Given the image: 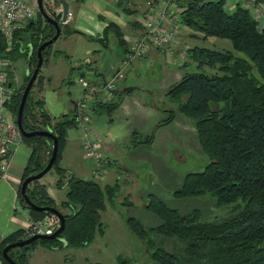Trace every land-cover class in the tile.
I'll return each instance as SVG.
<instances>
[{
  "label": "trees",
  "instance_id": "1",
  "mask_svg": "<svg viewBox=\"0 0 264 264\" xmlns=\"http://www.w3.org/2000/svg\"><path fill=\"white\" fill-rule=\"evenodd\" d=\"M125 1L116 4L127 12L122 5ZM252 1L264 4V0ZM176 5L181 26L199 32L202 40L215 37L231 44V50L225 51L198 46L189 48L186 56L195 62V70L185 71L167 92L177 102V111L193 124L207 163L200 171L184 175L181 184L172 192L175 205L170 206L157 195L149 194L145 209L156 219L154 224L147 225L141 218L133 216L128 217L125 224L143 241L155 264H264V28H259L250 9L240 3L233 5L232 9L227 7L225 0H176ZM23 31L30 34L20 37L19 42L16 40L12 51L5 52L0 37V55H6L12 62L17 60L16 56H25L26 63H29L24 82L13 92L7 104L14 117L24 85L36 63V49L54 34L52 25L46 23L39 13ZM109 33L114 35L116 46L125 53L127 46L122 32L114 23L110 22L104 28L105 39L100 42L106 46L104 41ZM27 44L31 46L30 55L27 50L22 51ZM50 46L42 52L43 63ZM203 66L210 72L202 70ZM9 76L12 77V72ZM39 82L40 71L24 104L22 126L26 131L48 129L56 137L57 155L51 169L58 176L56 185L65 188V200L60 207L69 213H61L64 227L56 238L36 240L9 249V257L17 264H28L30 253L37 247L79 248L91 243L97 233L103 234L100 212L107 204L114 205L118 188L117 184L100 186L94 180L78 178L61 166L66 134L75 128V117L69 113L53 119L39 99L36 108L40 121L36 122L29 99L30 92ZM118 93L115 91V101L97 104L109 117L119 105L121 96ZM172 119L173 113H170L163 124ZM153 134L154 131L142 142L150 144ZM22 139L32 144V155L22 170L20 181L40 171L48 160L41 162L37 144H51L42 136ZM65 176L66 180H63ZM26 194L37 206L55 207L46 189L38 186L37 181L27 185ZM16 197L32 221L45 216L46 212H37L26 206L19 185ZM205 198L212 200V207L220 214L214 213L211 217L201 204L187 211L180 209L192 200L204 204ZM123 203L129 206V202ZM25 238L24 230H18L0 241L3 264L8 263L1 256V249Z\"/></svg>",
  "mask_w": 264,
  "mask_h": 264
},
{
  "label": "crops",
  "instance_id": "2",
  "mask_svg": "<svg viewBox=\"0 0 264 264\" xmlns=\"http://www.w3.org/2000/svg\"><path fill=\"white\" fill-rule=\"evenodd\" d=\"M143 1L126 0L122 4L127 9L125 12L111 1L65 0L72 16L66 24L60 23V35L55 41L61 40L59 45L61 48L52 51L50 46L43 67H41L42 70L40 69V82L36 84L39 97L43 101L44 110L54 119L64 114H74L75 101L83 92L78 87L73 100L63 95L64 85L66 82H70L71 69L77 68L79 75H82L84 70L81 62L71 65L70 56L72 53H76V51L82 52L83 55L87 52L91 53L94 62L92 77L98 88L105 81L111 79L115 71L121 70L123 74L122 79L115 80L116 91L121 97L118 107L108 118L109 123L98 118L93 120L95 113L103 110L97 106L96 101L93 104V117H91L89 130L95 136L101 135L99 138L101 151L109 158V165L103 177L99 180L95 179L91 163L89 162V166H87L86 163L80 162L79 158H84L81 148L82 136L76 128H72L75 130V134L70 132L71 129L67 131L65 146L61 152V166L69 174L81 179H85L87 175L90 178L85 180H95L100 186L118 185L114 205L107 204L105 209L100 212V219L106 216V212H111L115 204L123 205L121 203L123 201L119 199L125 197L124 199L129 198L131 202L133 195L137 192L133 188V191L127 188L133 187V184L138 186L136 181L131 182L132 185L128 182V177L131 176L127 173L130 166L145 164L144 160H147V157L153 165L155 163L164 164L166 167V171L163 173L164 183L169 185L168 189H171L169 192L172 193L181 184L184 176H180L177 171L170 169L171 165L168 159L174 157L173 160L185 163L186 158L180 153L184 151V148L191 151L193 149L197 154L204 157L198 145L193 124L177 111V102L167 95L169 89L180 80L187 66L191 65L186 56L189 47L185 46L183 37L180 35L178 41L170 49H152L142 57L135 59H129L127 51L124 53L116 46L115 37L111 33L107 35V40L104 41L107 43L106 46L100 42L105 39L103 30L110 22L116 24L121 30L123 40L124 36H138L140 26L137 25L135 17L140 13ZM225 3L229 9L234 7L232 0H225ZM125 43L128 48L126 41ZM182 51L185 53L184 59L180 58ZM144 62L149 67L158 69L159 78L157 81L144 82L143 86H133L131 90L127 91H124L126 87L120 88L125 81L127 70ZM85 76L89 77L88 75ZM133 92H136L137 95H134ZM147 96L150 100H147ZM158 101L162 103L160 106L155 104ZM170 113H173L172 121L163 124ZM158 124L160 125L155 128ZM153 131L152 142L150 144L142 142V139ZM133 133H136L135 141L132 139ZM139 140L141 142L138 143ZM144 150H149V152ZM16 153L26 156L25 148H18L16 145L13 148L11 164L5 180L0 181V241L15 231L26 229L32 221L28 211L17 203L16 190L26 163L24 166L22 164L20 168L14 167L12 160ZM50 172L52 171H48L41 177L39 182L45 185L48 195L55 203H61L65 200V191L55 187V175L54 173L48 175ZM148 179L154 181L151 175ZM63 213H69V211L65 209ZM120 219L124 224L125 220ZM103 234L97 233L96 235L102 237ZM67 248L70 247L58 249L39 247L31 254L28 264L32 263L33 256L37 253L45 254L48 252V254H53ZM65 259L67 260L66 257Z\"/></svg>",
  "mask_w": 264,
  "mask_h": 264
},
{
  "label": "rangeland",
  "instance_id": "3",
  "mask_svg": "<svg viewBox=\"0 0 264 264\" xmlns=\"http://www.w3.org/2000/svg\"><path fill=\"white\" fill-rule=\"evenodd\" d=\"M239 1L240 2L247 1L246 4L248 8L252 11V12L250 11L252 17L256 19L260 25L264 23L263 3L254 4L252 0H239ZM233 4L234 5L237 4V1L232 0V5ZM193 33L196 34L197 36L192 35ZM180 35L181 37H183V41L186 44L185 46H188L189 48L198 46V47H205L220 51L231 50V44L228 40L219 39L215 37H208L206 40H202L201 34L199 32H194L191 29L183 26H181ZM60 41L61 40H57L51 44L52 51L61 48L59 47ZM85 55L86 53L83 55L82 52H77V51L76 53H72L70 56L71 65H75L77 64V62H81L82 58ZM17 57L18 56H16L17 60L13 63L12 66L13 69L12 73L17 78L16 84L13 82L16 89L22 85V83L24 82V76L28 74L26 57L25 56H19L18 58ZM68 61L66 62L68 63ZM144 63L134 68L130 67L127 70L125 81L123 82V84H121L120 88H122V86L123 87L143 86L144 82L157 81V79L159 78L158 69L156 67H149L146 62ZM189 63L191 65L187 66L185 71L192 72L193 70H195V62L189 60ZM31 68L33 67L31 66ZM71 70L72 71L69 75L70 82L69 83L66 82V84L64 85L63 95L65 97L68 96L71 100H73L75 97V91L79 87V85L75 82L79 76V71L77 68ZM202 70L206 72H210V70L204 66L202 67ZM133 93H135L134 95H137L136 92ZM30 95H31L29 99L30 111L32 112L33 114L32 117L35 119V121L39 122L40 120L37 117L36 103L37 101H40L39 100L40 97H39V90L37 89L36 85L33 87L32 91L30 92ZM147 100H150L148 96H147ZM155 104L156 106H160L162 103L158 101L155 102ZM97 118L100 120H106V122L109 123L108 121L109 116L105 110L97 111L93 117V120H96ZM70 132L75 134V130H73L72 128ZM93 134L94 133H92V131L90 130V134H89L90 136L101 138V135L98 134L97 136H95ZM17 145L18 148L22 147L23 149L24 147L26 151V156L16 153L13 157L12 162L14 163V167L20 168L22 164L24 166V164L28 162V159L31 158L32 144L26 143L21 136L19 138V142ZM37 145L38 146L36 147L38 149V153L40 155L39 158L41 162L46 161V159H48L49 157V152H50L49 149H51V144L47 142L46 144H37ZM195 149L197 148L195 147ZM144 151L149 152V150H144ZM192 151L184 148V151L180 152L181 155H183L186 158L185 163L173 160L174 157L173 158L171 157L172 159H168V162L171 165L170 169H172V171L173 170L177 171V173L180 176L181 175L184 176V174L187 172L200 171L207 163V160L206 158L201 156V154H197L196 151L193 152ZM146 159L148 160L149 158L147 157ZM79 160L81 163H86L87 166H89V162H90L92 167H94L93 163L88 159L86 160V158L83 159L79 158ZM147 160H144L145 164L140 163L139 165L137 164L130 166V170L127 172L128 175H131L128 177V182L131 183L133 181L134 182L136 181L139 187L134 184L133 187L130 188L127 187L132 191L133 189L137 191L133 195L131 202L129 198L124 199L125 197L123 199H119L120 201L122 200L123 202H129L128 203L129 206H127L126 203H123V205L115 204V206L112 208L113 210L111 212H106L105 213L106 216L101 218V222L104 228V234L102 237L96 235L93 241L84 247H79V248L70 247L67 249L54 252L53 254L52 253L48 254V252H45V254L37 253L33 256L31 264H155L151 260L149 250L145 247L143 241L139 240L134 234L130 232L124 221L128 217L133 216L136 218H141V220L145 222L147 225H152L156 222L154 216L148 213V211L145 209V206L148 202L149 194L157 195L159 198L164 200L170 206L176 204V201L172 198V193L169 192L171 190L168 189L169 185L164 183L163 173L164 171H166L165 165L164 164L160 165L157 163L153 165V163ZM51 171L52 172H50V174L48 175H52V173H54L56 179V181L54 182L55 187L57 189H64L65 191L64 187H59L56 185L58 179L57 173L55 172V170L51 169ZM150 175L153 177L154 181H149L148 177H150ZM89 178L90 177L86 175L85 179H89ZM63 180H66V176L65 178H63ZM19 183H20V179L18 185ZM37 185L43 186L45 188V185L39 182V180H37ZM32 187L33 184L31 185V188ZM46 194L48 195L47 191ZM205 199H206L205 203H207V205H204L205 203L203 204L202 202L199 203L192 200V201H188L187 203L188 206H183L179 208L184 211H187L190 210L192 207L201 204L200 206H202L204 212L207 214L211 213V217L214 216V213L217 215L220 214V212L215 207H212L213 205L212 200L208 198ZM114 200H116V198ZM136 202L137 204H135ZM53 204L55 206L54 208L58 210L60 213L64 212L65 208L60 207V203H55V201L53 200ZM144 204L145 206L143 207ZM178 205L180 206L181 204ZM120 218H123L124 224ZM24 235L27 234L25 233ZM32 253H30V256ZM65 257L67 258V260L65 259Z\"/></svg>",
  "mask_w": 264,
  "mask_h": 264
},
{
  "label": "built area",
  "instance_id": "4",
  "mask_svg": "<svg viewBox=\"0 0 264 264\" xmlns=\"http://www.w3.org/2000/svg\"><path fill=\"white\" fill-rule=\"evenodd\" d=\"M105 1L117 3L125 0ZM236 1L249 9L246 4L247 1ZM42 3L45 9L54 14L62 11L59 0H42ZM177 12L176 0H144L140 13L135 17L137 25L140 26V34L133 37L124 36V40L128 44L127 57L135 59L142 57L152 49H170L180 36L181 24ZM37 15V0H0V37L5 52L12 51L16 40L19 42L20 37L23 38L28 35L29 32L23 31V29L29 22L36 20ZM71 16L72 13L68 10L63 24H66ZM259 28H264V23L259 24ZM17 37L18 39H16ZM18 48L21 49L22 47L19 46ZM26 50L27 54L30 55V44H27L22 51ZM184 55L185 53L182 51L180 58L184 59ZM80 64L84 70L75 82L83 92L75 101V128L82 136L83 157L93 163L94 178L101 179L109 165V158L101 151L100 139L89 135L93 104L95 101L102 104L115 101V80L122 79L123 74L121 70L115 71L113 77L98 88L92 77L94 64L90 52L86 53ZM12 70V61L4 54L0 55V181L5 180L11 164L13 148L21 137L15 117L7 107L13 92L16 90L13 82L16 83L17 79L13 73L12 77L9 76V72ZM8 83L11 84L10 87L7 86ZM58 227L59 219L53 214L46 213L42 219L31 221L30 225L24 229V234L26 233L27 237L34 234H51ZM0 264H3L1 259Z\"/></svg>",
  "mask_w": 264,
  "mask_h": 264
},
{
  "label": "water",
  "instance_id": "5",
  "mask_svg": "<svg viewBox=\"0 0 264 264\" xmlns=\"http://www.w3.org/2000/svg\"><path fill=\"white\" fill-rule=\"evenodd\" d=\"M59 2L62 5V11L58 14H54L52 11L45 9L43 6L42 0H37V6H38V13L41 15L43 20L52 25L54 29V34L44 40L40 45L37 47L35 55H36V63L34 68L32 69L31 73L29 74V78L26 81L24 88L22 90L21 96H20V101L18 104L17 112L15 115V122L17 125V128L19 130V133L22 137H32V136H42L50 140L51 142V152L50 156L44 165V167L31 175H28L27 177L23 178L20 183H19V191L22 196V199L24 200L26 206L30 208L31 210L37 211V212H46L49 214L55 215L59 219V227L53 231L51 234H34L31 235L23 240L20 241H15L12 243H8L1 249V256L2 258L8 263V264H17L13 259H11L8 255V251L11 248H16V247H22L24 245H28L33 241L36 240H43V239H53L56 238L60 232L62 231L64 227V217L63 215L56 210L55 208L52 207H45V206H37L35 205L27 196L26 194V187L29 183L33 181L39 180L41 177H43L51 168L52 165L56 159L57 155V140L56 137L51 133L50 130L48 129H38V130H33V131H26L23 126H22V111L24 108L25 101L27 99V95L30 91L31 86L33 85L35 78L37 74L39 73L41 69V65L43 63V56L42 52L44 49L49 47L60 35V23H64L66 13L68 11V5L65 2V0H59ZM29 66V63L27 64V67ZM8 87L11 86L10 83L7 84ZM132 87H126L124 91L131 90Z\"/></svg>",
  "mask_w": 264,
  "mask_h": 264
},
{
  "label": "bare ground",
  "instance_id": "6",
  "mask_svg": "<svg viewBox=\"0 0 264 264\" xmlns=\"http://www.w3.org/2000/svg\"><path fill=\"white\" fill-rule=\"evenodd\" d=\"M178 15V14H177ZM94 63V62H93Z\"/></svg>",
  "mask_w": 264,
  "mask_h": 264
}]
</instances>
